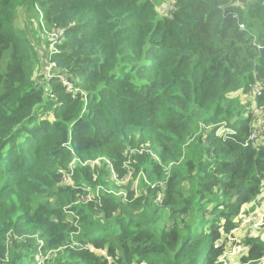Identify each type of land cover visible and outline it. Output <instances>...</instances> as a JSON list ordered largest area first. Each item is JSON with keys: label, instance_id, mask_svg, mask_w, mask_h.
Wrapping results in <instances>:
<instances>
[{"label": "trees", "instance_id": "16d2710c", "mask_svg": "<svg viewBox=\"0 0 264 264\" xmlns=\"http://www.w3.org/2000/svg\"><path fill=\"white\" fill-rule=\"evenodd\" d=\"M32 8L74 90L34 79ZM262 118L264 0H0V264H222ZM236 234L229 263L264 264V228Z\"/></svg>", "mask_w": 264, "mask_h": 264}, {"label": "built area", "instance_id": "2783aa9c", "mask_svg": "<svg viewBox=\"0 0 264 264\" xmlns=\"http://www.w3.org/2000/svg\"><path fill=\"white\" fill-rule=\"evenodd\" d=\"M240 27L242 28V26ZM61 32L62 31H60V33H56V32L48 33V39L50 41V47L48 53L46 54V61L48 64V68L46 73L44 74V78H42L41 82L38 83L40 85H43L46 80L56 78L61 83V85L67 86L69 90H74L70 86V84L65 81L64 77L57 73L58 69H56L55 65L52 62V57L53 54L56 52L57 45H59L62 42ZM252 93L253 94L249 98V101L254 105L256 97H258L261 94L260 86L258 84L252 87ZM253 113L256 116L258 114V110L255 109ZM263 133H264V118L260 119V121L251 129L248 139L244 142V146L245 147L249 145L254 146L255 142L260 138L261 134ZM132 153H141V151L138 150L125 151L124 155L129 157V154ZM73 166H74V162L70 165V168L64 173L62 179V182L64 184H69L73 186L72 184ZM69 172L71 173V176H68ZM160 199L161 197L160 195H158L157 201H160ZM88 200L91 201L90 198H88ZM67 213H69V211ZM236 223H237V227L234 230H232L228 235L227 245L229 246V248L227 252L224 254V256L219 260L221 261L222 264H230L227 258L234 257L240 254L244 250V247L242 245V239L237 236L236 234L237 232H239L245 227H252L255 230H260L264 228V210L260 211L259 213L243 216L241 217V219L237 218ZM90 251L92 252L93 249H90ZM261 261L262 263H264V258H262Z\"/></svg>", "mask_w": 264, "mask_h": 264}, {"label": "rangeland", "instance_id": "374dc122", "mask_svg": "<svg viewBox=\"0 0 264 264\" xmlns=\"http://www.w3.org/2000/svg\"><path fill=\"white\" fill-rule=\"evenodd\" d=\"M166 10H167V8L164 7L163 12L165 13ZM28 17L27 18L29 19V22L26 20L25 16H23V15L21 17L22 20L20 19L18 21V27H19L18 32L22 33V34L27 33L28 35L33 36V37L37 36V38L40 39V42L39 43L36 42V44H35V46H38V49H40V50L37 51V61H36V64L33 68H34V79L37 82H41V80H42V78H44V74L46 73L47 68H48V64L46 61V54L48 53V50L50 47V41H49V39H47V32L44 29L43 21H41V20L38 21L37 13L35 12V10L33 8L30 10ZM27 25L29 26L30 29L28 28ZM39 25H40V27H39ZM39 28H41L42 34H39ZM43 34H44V37H43ZM37 38H36V40H37ZM233 96L234 97L240 96V99H241L242 97L246 96V94H243V92L241 93V91H240V92H237L236 95L233 94ZM242 109H245V108L242 106ZM242 116H243V120H245V118H246L245 114H243ZM251 120L253 122V120H254L253 116H251ZM181 162L178 163L180 166H181V164H180ZM87 166L91 170H94L95 167L100 166V162H98V161L92 162V163L87 164ZM73 173H74V167H73ZM68 176H71L70 172L68 173ZM72 178H73V175H72ZM135 184H138L137 180H136ZM87 192L89 193L90 196H95V193L92 190L87 191ZM262 210H264V190L262 191V194L260 197H258L256 200H254L251 203L244 206L242 214L250 215V214H254V213H259ZM250 233L252 234L253 232H250ZM51 256L52 255L48 254L45 258L39 259L37 264H45V262L47 260H49L51 258ZM237 259H238V257H237Z\"/></svg>", "mask_w": 264, "mask_h": 264}]
</instances>
